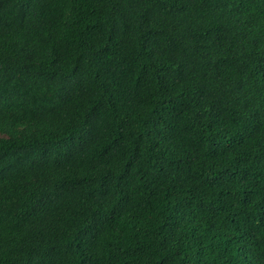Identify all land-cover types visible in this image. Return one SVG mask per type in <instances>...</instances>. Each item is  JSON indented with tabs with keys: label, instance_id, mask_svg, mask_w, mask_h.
<instances>
[{
	"label": "trees",
	"instance_id": "1",
	"mask_svg": "<svg viewBox=\"0 0 264 264\" xmlns=\"http://www.w3.org/2000/svg\"><path fill=\"white\" fill-rule=\"evenodd\" d=\"M0 264H264V0H0Z\"/></svg>",
	"mask_w": 264,
	"mask_h": 264
}]
</instances>
